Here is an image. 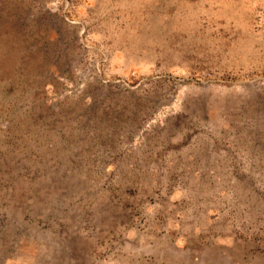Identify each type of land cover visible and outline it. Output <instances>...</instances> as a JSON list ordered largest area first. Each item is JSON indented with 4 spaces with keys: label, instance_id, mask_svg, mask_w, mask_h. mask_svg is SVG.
I'll use <instances>...</instances> for the list:
<instances>
[{
    "label": "rangeland",
    "instance_id": "1",
    "mask_svg": "<svg viewBox=\"0 0 264 264\" xmlns=\"http://www.w3.org/2000/svg\"><path fill=\"white\" fill-rule=\"evenodd\" d=\"M0 264H264V0H0Z\"/></svg>",
    "mask_w": 264,
    "mask_h": 264
}]
</instances>
